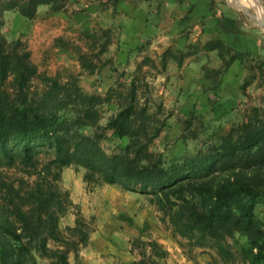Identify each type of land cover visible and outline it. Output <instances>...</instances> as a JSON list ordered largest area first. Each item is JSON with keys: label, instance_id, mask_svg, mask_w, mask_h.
Masks as SVG:
<instances>
[{"label": "trees", "instance_id": "1", "mask_svg": "<svg viewBox=\"0 0 264 264\" xmlns=\"http://www.w3.org/2000/svg\"><path fill=\"white\" fill-rule=\"evenodd\" d=\"M68 1L0 0V264H85L82 250L96 225L60 185L70 166L84 168L90 189L118 184L148 195L164 229L188 252L202 248L221 264H264V220L257 214L264 178L243 174L264 166V120L240 125L235 139L206 151L166 159L151 147L163 127L139 102L135 79L127 102L105 125L99 123L104 100L95 92L71 91L55 82L56 110L29 97L36 69L22 43L2 34V12L16 9L32 19L40 5L59 11ZM207 1L213 9L214 0ZM217 21L227 33H245L238 18L222 15ZM236 59L231 55L225 66ZM254 65L264 77V55ZM10 77L15 99L5 87ZM109 130L126 139L110 152L102 144ZM15 165L32 180L7 179L1 168ZM70 212L73 224L62 226L61 218ZM131 251L133 260L108 264H163L169 254L157 238L141 236L132 239Z\"/></svg>", "mask_w": 264, "mask_h": 264}, {"label": "rangeland", "instance_id": "2", "mask_svg": "<svg viewBox=\"0 0 264 264\" xmlns=\"http://www.w3.org/2000/svg\"><path fill=\"white\" fill-rule=\"evenodd\" d=\"M138 1L159 14L162 9L163 14H157L154 21V12L141 14L128 8ZM259 2L264 12V0ZM196 5L198 0H177L174 4L171 0H119L115 5L111 0H69L59 11L40 5L32 19L16 9L5 10L1 32L7 41L19 40L28 52V62L36 69L29 97L43 103L46 110L57 109L55 82L71 91L80 87L103 98L99 123L105 125L127 102L135 79L139 102L146 103L155 123L163 127L151 147L170 159L206 151L225 138L235 139L240 125L264 120V77L254 67L260 54L264 55V19L241 0H214L213 9L208 3L198 6L201 14L195 23L175 26L172 20L184 17ZM222 15L240 19L245 32L243 49L222 37L217 26ZM234 54L238 59L226 67ZM11 80L5 87L15 99ZM120 142L126 139L119 140L109 130L102 144L110 152ZM1 170L10 180H32L20 165ZM83 173L82 167H65L60 185L71 198L72 192L82 198L77 204L84 216L94 219L96 227L100 220H108L105 212L110 207L136 205L139 213L148 217L141 231L144 236L155 234L154 238L178 244L164 229L160 212L148 195L106 183L103 191L102 185L90 189ZM243 174L245 179L257 180L259 174L262 179L264 166ZM257 214L264 220V201L258 204ZM74 218V213H68L61 218V225L73 224ZM190 254L208 258L209 264H221L202 248H194Z\"/></svg>", "mask_w": 264, "mask_h": 264}, {"label": "crops", "instance_id": "3", "mask_svg": "<svg viewBox=\"0 0 264 264\" xmlns=\"http://www.w3.org/2000/svg\"><path fill=\"white\" fill-rule=\"evenodd\" d=\"M171 2L174 4L177 3V0H171ZM206 3H208L207 0H198L200 6ZM198 6L196 5L194 8L190 9L184 17L180 16L173 19L172 21L176 23L175 26L195 23L198 15L201 14ZM128 8H131L132 11L135 10L136 13L140 12L141 14L148 13V11L152 14L154 12V14H156L153 18L154 21L159 18L157 16V14H159L157 10L151 6L146 7L143 3H139V1L136 5L130 3ZM203 13L206 14L205 11H203ZM162 14L163 11L161 9L159 16ZM159 25L161 26V21ZM217 26L218 29L222 30L221 35L226 41L238 48H244V46H242V34L227 33L219 24H217ZM234 63L235 61L232 64ZM106 185H113L114 187L123 189L122 186L118 184L106 183ZM104 188L105 187L102 185L100 191H103ZM112 190L117 192V188H112ZM89 193L91 194L93 192L89 191ZM72 198L75 203L82 202V198L74 194V192H72ZM138 210L139 208L136 205L132 207L119 204L110 207V209L105 212V218L107 219L108 217V220L104 222L102 217L100 218L102 220L98 223L95 231L91 233L89 244L82 250L85 264H108L114 261L129 262L136 257V254L131 251L132 239L139 236L142 238L156 237L155 234L152 236L145 235V237L144 233H141L148 217L144 215V212L143 214L139 213ZM98 214H103V212L98 210ZM158 240L169 250V254L164 259L163 264H209L208 258L190 254L186 248L179 246L177 243L172 241L168 242L167 239L161 237H159Z\"/></svg>", "mask_w": 264, "mask_h": 264}, {"label": "bare ground", "instance_id": "4", "mask_svg": "<svg viewBox=\"0 0 264 264\" xmlns=\"http://www.w3.org/2000/svg\"><path fill=\"white\" fill-rule=\"evenodd\" d=\"M244 6L254 7L257 11V14H261L264 19V12H262L259 0H241Z\"/></svg>", "mask_w": 264, "mask_h": 264}]
</instances>
